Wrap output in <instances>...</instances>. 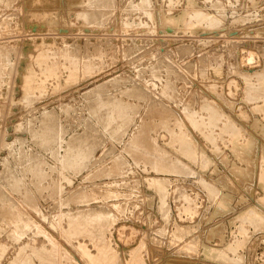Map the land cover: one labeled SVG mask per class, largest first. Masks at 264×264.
I'll use <instances>...</instances> for the list:
<instances>
[{"label":"rangeland","instance_id":"obj_1","mask_svg":"<svg viewBox=\"0 0 264 264\" xmlns=\"http://www.w3.org/2000/svg\"><path fill=\"white\" fill-rule=\"evenodd\" d=\"M1 193L0 264H264V0H0Z\"/></svg>","mask_w":264,"mask_h":264},{"label":"bare ground","instance_id":"obj_2","mask_svg":"<svg viewBox=\"0 0 264 264\" xmlns=\"http://www.w3.org/2000/svg\"><path fill=\"white\" fill-rule=\"evenodd\" d=\"M78 4H79V3H78ZM78 4H77V5H78ZM91 18H92V17H91ZM205 18H206V17H205ZM77 54H78V53H77ZM79 54H80V53H79ZM66 55H67V54H66ZM75 57H76V55H75ZM72 58H73V57H72ZM86 59H87V58H86ZM79 65H80V64H79ZM73 66H74V65H73ZM80 67H81V66H80ZM74 69H75V67H74ZM78 69H79V68H78ZM81 69H82V68H81ZM75 70H76V69H75ZM76 71L78 72V70H76ZM25 94H26V93H25ZM142 98H143V97H142ZM111 103H112V102H111ZM101 104H102V103H101ZM104 104H105V103H104ZM113 105H114V104H113ZM128 106H129V105H128ZM112 107H113V106H112ZM116 108H117V107H116ZM128 108H129V107H128ZM100 109H101V108H100ZM132 109H133V108H132ZM212 111L214 112V110H212ZM212 111H211V113H212ZM211 113H210V115L214 114V113H212V114H211ZM215 113L217 114V111H216ZM107 114H108V113H107ZM115 114H116V113H115ZM189 115H190V114H189ZM219 115H220V114H219ZM214 116L216 117V116H218V114H217V115H214ZM214 116L212 115V117H214ZM189 118L192 119L193 116H191V117L189 116ZM103 119H104V118H103ZM58 121H59V120H58ZM107 122H108V121H107ZM192 122H194L195 124L197 123V122H195L193 119H192ZM143 123H144V122H143ZM205 124H207V123H206V122L203 123V125L205 126V128H207V126H209V125H208V124L205 125ZM212 124H213V123H212ZM201 125H202V124H201ZM201 127H202V129H203V133H204V130H205V129L203 128V126H201ZM45 129H46V128H45ZM42 130H43V129H42ZM59 130H60V129H59ZM201 132H202V130H201ZM208 132H209V131H208ZM210 132H212L211 129H210ZM181 133H182V132H181ZM183 133H184V132H183ZM203 133H202V134H203ZM206 133H207V131H206ZM206 133H205V134H206ZM212 133H213V132H212ZM230 133H231V132H230ZM93 134H94V133H93ZM184 134H186V133H184ZM184 134H183V135H180V134H179V135L182 136V138H187L188 136H186V135H184ZM208 134H209V133H208ZM210 135H213V134H210ZM180 136H179V138H180ZM183 136H184V137H183ZM185 136H186V137H185ZM206 136H207V135H206ZM209 138H210V137H209ZM209 138H208V139H209ZM175 139H177V137H176ZM189 139H190V138H189ZM180 140H181V139H179L178 141H180ZM182 140H183V139H182ZM184 140H185V139H184ZM209 140H210V139H209ZM83 141H84V140H83ZM85 141H86V140H85ZM110 141H111V140H110ZM186 141H187L186 143H188V140H187V139H186ZM189 141H191V140H189ZM49 142H50V141H49ZM183 142H184V141H183ZM79 143H80V142H79ZM180 143H182V142H180ZM184 143H185V142H184ZM185 145H186V144H185ZM187 145H188V144H187ZM182 146H184V144L181 145V148H182ZM193 146H194V145H193ZM248 146H249V145H248ZM81 147H83V146H81ZM184 147H186V146H184ZM194 147H195V146H194ZM194 147H193V148H194ZM92 148H93V147H92ZM189 148H191V147H189ZM155 149H156V148H155ZM187 149H188V146H187ZM194 149H195V148H194ZM244 149H245V148H244ZM76 150H77V149H76ZM157 150H158L160 153H162L163 155L166 153L165 149L159 148V149H157ZM183 150H184V149H183ZM189 150H190V149H189ZM184 151H185V150H184ZM196 151H197V150H196ZM243 151H244V150H243ZM185 152H186V151H185ZM244 152H245V151H244ZM20 153H21V152H20ZM194 153H196V152H194ZM261 153H262V152H261ZM191 154H192V153H191ZM186 155H189V153L186 154ZM192 155H193V154H192ZM256 155H257V154H256ZM193 156H194V155H193ZM193 156H191V157H193ZM195 156H197V155L195 154ZM244 156H245V155H244ZM246 157H247V160L250 159L249 156H246ZM159 159H160V158H159ZM178 159H179V158H178ZM178 159H175L176 161H175L174 164L171 163L170 165H169V164L167 165V163H165L166 165L164 164V165H162L161 167H162L163 169H169L170 171H171V169H172L173 171H175V170L177 171V170H179V168L182 166V164H181L182 161H180V160H178ZM255 161H256V160H255ZM246 162H247V161H246ZM250 162H251V161H250ZM252 162H253V161H252ZM34 164H35V163H34ZM61 164H62V163H61ZM246 164H247V163H246ZM249 164H251V163H249ZM247 165H248V164H247ZM36 166H37V165H36ZM40 166H41V165H40ZM248 168H249V167H248ZM35 169H36V168H35ZM245 170H246V169H245ZM259 170H260V169H259ZM246 171H248V169H247ZM243 175H244V174H243ZM12 176H13V175H12ZM15 176H16V175H15ZM10 178H11V177H10ZM18 178H19V177H18ZM18 178H17V179H18ZM32 178H33V177H32ZM11 179H12V178H11ZM11 179H10V180H11ZM15 179H16V177H15ZM17 179H16V180H17ZM63 179H64V178H63ZM12 180H13V179H12ZM16 180H14V181H16ZM18 180H21V179H18ZM235 180H236V179H235ZM14 181H13V182H14ZM16 182H17V181H16ZM18 182H19V181H18ZM41 182H42V181H41ZM247 182H248V181H247ZM11 183H12V182H11ZM21 183H22V182H21ZM21 183H20V184H21ZM239 183H240V182H239ZM9 184H10V183H9ZM55 184H56V183H55ZM11 185H13V184H11ZM16 185H19V184L16 183ZM56 185H57V184H56ZM15 187H16V186H15ZM15 187H14V188H15ZM19 187H20V185H19ZM22 187H24V186H22ZM55 187H57V186H55ZM58 187H59V186H58ZM14 188H12V189H14ZM24 188H26V187H24ZM162 188H163V186H162ZM16 189H17V188H15V190H16ZM27 189H28V188H27ZM56 189H57V188H56ZM56 189H55V190H56ZM19 190H20V189H19ZM21 191H23V190L21 189ZM21 191H20V192H21ZM28 191H29V189H28ZM28 191H26V193H28ZM98 191H99V190H98ZM102 192H103V191H102ZM2 193H3V192H2ZM2 193H1L0 195H2ZM5 193H6V192H5ZM28 194H29V193H28ZM28 194H27V196H28ZM31 194L33 195V192H32ZM55 194H57V193H55ZM93 194H94V193H93ZM95 194H96V193H95ZM7 195H9V194L6 193L5 197H7ZM32 195H29V197H31ZM25 196H26V195H25ZM25 196H24V197H25ZM27 196H26V198H29V197H27ZM73 196H74V195H73ZM93 196H94V195H93ZM0 197H1V196H0ZM3 197H4V195H3ZM10 197H11V195L8 196L9 201H11V203H9L8 205H10V208H11V204H12L13 206L16 204V203H15V204L12 203V202H14L16 199L14 200V198H11V199L14 200V201H12V200H10ZM12 197H13V196H12ZM1 199H3V198L1 197ZM24 199H25V198H24ZM24 199H23V201H25ZM31 199H32V198H31ZM31 199H30V200L28 199V200L31 202ZM38 199H39V198H38ZM3 200H4V199H3ZM19 200H20V199H19ZM33 200H34V199H33ZM6 201H7V199H6ZM29 201H28V203H29ZM67 201H68V200H67ZM7 202H8V201H7ZM15 202H16V201H15ZM21 202H22V201H21ZM21 202L19 201V203H21ZM26 202H27V201H25V203H26ZM32 202H33V201H32ZM32 202H31V203H32ZM224 202H225V201H224ZM2 203H3V202H2ZM2 203H1V201H0V204H2ZM4 203L6 204L5 201H4ZM4 203H3V204H4ZM17 203H18V201H17ZM31 203H30V204H31ZM5 204H4V206H5ZM23 204H24V203H23ZM33 204L36 205V200H35V203H33ZM19 205H20V204H19ZM1 206H2V205H1ZM1 206H0V207H1ZM16 206H17V205H16ZM16 206H15V208H13L14 210L16 209ZM24 206H26V205H24ZM36 207H37V206H36ZM38 207H39V206H38ZM2 208H5V207L2 206ZM7 208H9V207H7ZM10 208H9V209H10ZM17 208L19 209L20 207L17 206ZM25 208H26V207H24V209H25ZM106 208H107V207H106ZM22 209H23V208H22ZM24 209H23V211H24ZM38 209H39V208H38ZM102 209H103V208H102ZM107 209H108V208H107ZM4 210H5V209H4ZM4 210H2V211H4ZM20 210H21V209H20ZM39 210H41V209H39ZM5 211H6V210H5ZM8 211L14 212V211L12 210V208H11L10 210H7L6 212H8ZM25 211H26V210H25ZM35 211L38 212V210H36V209H35ZM83 211H84V210H83ZM6 212H4V213L1 212V213H2V214H5V216L8 215L7 217H9V214H8V213L6 214ZM16 212L19 213V211H16ZM16 212H15V213H16ZM95 212H96V211H95ZM98 212H99V211H98ZM101 212H102V211L100 210V213H101ZM103 212H104V211H103ZM108 212H109V210H108ZM9 213H10V212H9ZM18 213H17V214H18ZM27 213H28V211H27ZM32 213H33V212H32ZM38 213H40V212H38ZM42 213H43V212H42ZM100 213H99V215L103 214V213H101V214H100ZM2 214H1V215H2ZM10 214H11V213H10ZM20 214L23 215V214H25V213L21 212ZM20 214H19V217H20ZM66 214H67V213H66ZM91 214H92V213H91ZM97 214H98V213H97ZM257 214H258V213H257ZM22 215H21V216H22ZM40 215H41V214H40ZM63 215H65V214L63 213L62 216H63ZM75 215H76V214H75ZM95 215H96V214H95ZM11 216H12V215H11ZM14 216H18V215L15 214ZM14 216H13V218L10 217L11 220L14 219ZM25 216H26V215H25ZM43 216H44V215H43ZM93 216H94V215H93ZM7 217H5V218H7ZM27 217H28V215L26 216V218H25V217H24V218H25L26 220H28ZM31 217H32V216H31ZM31 217H28V218H31ZM91 217H92V216H91ZM97 217H98V216H97ZM5 218H4V219H5ZM99 218H100V217H99ZM99 218H98V219H99ZM19 219H21V218H19ZM19 219H18V220H19ZM25 219H24V220H25ZM70 219H72V217H71ZM102 219H103V218H102ZM2 220H3V219H2ZM22 220H23V219H22ZM72 220H73V219H72ZM9 221H10V220H9ZM9 221H7V223H8ZM14 221H15V220H14ZM14 221H13V222H14ZM16 221H17V219H16ZM30 221H31V220H30ZM83 221H84V220H83ZM96 221H97V220H96ZM4 222H5V221H4ZM10 222H11V221H10ZM25 222H26V221H25ZM28 222H29V221H28ZM71 222L76 223L75 221H71ZM79 222H80V221H79ZM255 222H256V221H255ZM11 223H12V222H11ZM11 223H10V225H11ZM17 223H18V221H17ZM17 223H16V224H17ZM20 223H21V221H20ZM20 223H19V226L21 227ZM80 223H81V222H80ZM84 224H85V223H84ZM103 224H104V223H103ZM8 225H9V224H8ZM13 225H14V224H13ZM26 225H27V224H26ZM76 225H77V224H76ZM96 225H97V224H96ZM100 225H101V224H100ZM14 226L16 227V225H14ZM79 226H80V225H79ZM12 227H13V226H12ZM20 227H19V228H20ZM92 227H93V226H92ZM103 227H104V226H103ZM181 228H182V227H181ZM14 229H15V228H14ZM77 229H78V228H77ZM15 230H17V228H16ZM72 230H73V229H72ZM21 231L24 233L23 230H21ZM77 231H78V230H77ZM97 231H98V230H97ZM17 232H18V231H17ZM101 232H102V231H101ZM72 233H74V232H72ZM77 233H78V232H77ZM80 233H81V232H80ZM74 234L77 235L76 233H74ZM74 234H73V235H74ZM85 234H86V233H85ZM73 235H72V236H73ZM73 237H74V236H73ZM102 241H103V240H102ZM78 244H79V243H78ZM24 246H25V245H24ZM33 246H34V245H33ZM43 246H44V245H43ZM45 246H46V245H45ZM45 246H44V247H45ZM51 246H52V245H51ZM77 246H78V245H77ZM79 246H80L81 253H82L87 259L90 258V259H89V260H90L89 263L91 262V260H93L94 258H96L94 255L92 256L91 252L87 249V247H85V246H83V245H79ZM98 246H99V245H98ZM102 246H103V245H102ZM28 247H29V246H28ZM44 247H42V248L44 249V252H45V250H47V249H45ZM48 247H49V246H48ZM56 247H57V246H56ZM74 247H75V246H74ZM106 247H107V246H106ZM106 247H105V249H106ZM21 248H22V247H21ZM24 248H25V247H24ZM24 248H22V250H23ZM30 248H31V247H30ZM33 248H34V247H33ZM36 248H38V247H36ZM76 248H77V247H76ZM25 249H28V248H25ZM31 249H32V248H31ZM31 249H29V251H30ZM39 249H40V248H39ZM52 249H53V248H52ZM78 249H79V248H78ZM41 250H42V249H41ZM41 250H40V251H41ZM54 250H55V249H54ZM54 250H52L53 253H54ZM57 250H58V249H57ZM59 250H60V249H59ZM80 250H79V251H80ZM210 250H211V249H210ZM34 251L36 252V249H35ZM40 251H39V252H40ZM30 252H31V251H30ZM32 252H33V251H32ZM35 252H33V253H34V254H37V253H35ZM46 252H47V251H46ZM50 252H51V251H50ZM52 252H51V254H52ZM58 252H59V251H58ZM61 252H62V251H61ZM61 252H60V256H61ZM210 252H211V251H210ZM18 253H19V252H17V254H18ZM33 253H31V254L33 255ZM41 253H42V252H41ZM47 253H48V252H47ZM55 253H56V252H55ZM64 253H65V252H64ZM67 253H68V252H67ZM67 253H66V254H67ZM24 254H25V253H24ZM31 254H30V255H31ZM39 254H40V253H39ZM94 254H95V253H94ZM98 254H100V253H98ZM27 255H29V254L27 253ZM45 255H46V254H45ZM45 255H44V257H45ZM48 255H49V257H48V256H47V257L50 258V254H48ZM56 255L58 256L57 253H56ZM56 255H54V256H56ZM63 255H64V254H63ZM67 255H68V254H67ZM209 255H210V254H209ZM19 256L21 257V256H24V255H23V253H22V255L19 254ZM19 256H17V257L19 258ZM34 256H35V255H34ZM40 256H41V255H39V258H38V259H40ZM42 256H43V254H42ZM51 256H53V255H51ZM54 256H53V257H54ZM91 256H92V257H91ZM25 257L28 258V256H25ZM37 257H38V256H37ZM44 257H43V258H44ZM58 257H59V256H58ZM93 257H94V258H93ZM15 258H16V257H15ZM56 258H57V257H56ZM60 258H62V257H60ZM91 258H93V259H91ZM19 259L21 260V259H24V258L21 257V258H19ZM19 259H16V260H19ZM30 259H32V258H30ZM41 259H42V258H41ZM44 259H46V258H44ZM64 259H65V257H64ZM66 259H68V258H66ZM97 259H98V257H97ZM97 259H96V260H97ZM108 259H109V258H108ZM20 260H19V263H20ZM28 260H29V259H27V261H28ZM42 260H43V259H42ZM48 260H50V259H48ZM112 260H113V259H112ZM14 261H15V260H14ZM14 261H12V262H14ZM24 261H26V260L24 259ZM43 261H44V260H43ZM45 261H47V260H45ZM51 261H55V260H54V259H53V260L51 259ZM65 261H67V260H65ZM94 261H95V260H94ZM98 261L100 262V259H99ZM109 261H110V260H109ZM113 261H114V260H113ZM22 262H23V261H22ZM22 262H21V263H22ZM29 262H30V261H29ZM32 262H33V261H32ZM32 262H31V263H32ZM69 262H70V261H69ZM92 262H93V261H92ZM96 262H97V261H96ZM115 262H116V261H115ZM115 262H114V264H115ZM15 263H17V262H15ZM24 263H26V262H24ZM24 263H22V264H24ZM41 263H42V262H41ZM43 263H44V262H43ZM46 263H47V262H46ZM52 263H54V262H52ZM59 263H61V262H59ZM75 263H76V262H75ZM11 264H12V263H11ZM26 264H29V263H26ZM48 264H49V262H48ZM54 264H57V263H54ZM62 264H65V262L63 263V260H62ZM69 264H70V263H69ZM90 264H91V263H90ZM112 264H113V263H112ZM116 264H117V262H116Z\"/></svg>","mask_w":264,"mask_h":264}]
</instances>
